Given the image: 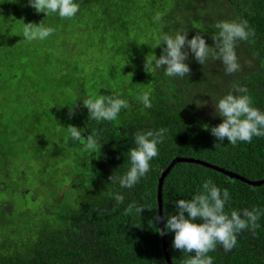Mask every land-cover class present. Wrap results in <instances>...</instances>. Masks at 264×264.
I'll list each match as a JSON object with an SVG mask.
<instances>
[{
    "label": "trees",
    "instance_id": "obj_1",
    "mask_svg": "<svg viewBox=\"0 0 264 264\" xmlns=\"http://www.w3.org/2000/svg\"><path fill=\"white\" fill-rule=\"evenodd\" d=\"M74 2L80 8L72 20H79L95 32L99 24H104L100 38L109 41L105 46L114 49L120 60L132 59L135 70L123 92L99 87L97 93L124 99L129 106L122 108L114 121L90 120L83 100L93 95L92 89H85L90 84L84 76L75 81L79 97L68 114L69 125L79 128L85 138L95 133L100 145L85 150L86 140L68 142L92 166L80 174L83 177L91 173L89 182L83 180L78 204L58 214L53 223L46 222L36 235L26 239L15 236L14 242L0 241V264H167L154 217L159 215V180L173 159L191 157L249 180L264 179V137H253L250 143L238 142L235 146L225 140L215 147L220 142L210 131L223 122L214 115L218 99L228 93L242 95L234 91L235 86L247 88L252 106L264 113V0ZM157 14L159 20L154 19ZM244 20L255 35L236 42L239 71L226 74L221 62L211 57L201 65L190 50L185 63L191 71L183 78L168 77L163 68H155V59L166 47L160 40L162 34L187 32L190 40L199 33L212 47V37L219 32L215 27L218 22ZM147 56L153 61L150 73L144 70ZM142 94L149 96L150 108L139 99ZM161 128L167 131L163 143L158 144V156L150 161V171L131 189L111 183L109 176H123L130 167L129 149L136 146L135 133ZM81 165L87 166L84 162ZM208 179L230 193L225 212L254 207L262 210L259 227L254 232L246 229L239 233L231 252L225 253L217 245L208 254L213 264H264V186H250L197 164L177 163L165 179L163 214L165 208L175 213V202L191 200L203 191L202 185ZM116 194L124 197L122 203L117 204ZM132 203L145 208L140 215L135 210L124 214ZM5 213L0 208V217ZM166 234L173 264H184L189 254L174 249V233Z\"/></svg>",
    "mask_w": 264,
    "mask_h": 264
},
{
    "label": "rangeland",
    "instance_id": "obj_2",
    "mask_svg": "<svg viewBox=\"0 0 264 264\" xmlns=\"http://www.w3.org/2000/svg\"><path fill=\"white\" fill-rule=\"evenodd\" d=\"M43 20L53 34L25 40L24 23ZM103 33L102 23L95 32L79 20L37 13L28 0H0V241L36 235L77 205L89 182L91 173L80 176L92 169L88 159L68 146L75 81L84 76L85 89L99 97V87L123 92L135 70L132 59L105 46Z\"/></svg>",
    "mask_w": 264,
    "mask_h": 264
},
{
    "label": "clouds",
    "instance_id": "obj_3",
    "mask_svg": "<svg viewBox=\"0 0 264 264\" xmlns=\"http://www.w3.org/2000/svg\"><path fill=\"white\" fill-rule=\"evenodd\" d=\"M28 6L37 13L46 14L47 17L50 13H58L61 19L74 18L80 8L74 0H28ZM154 19L159 20V14ZM215 27L219 32L212 37V47L207 45L199 33L190 40L187 32L177 31L174 36L162 34L160 40L166 47H163L159 58L155 59V68H163L168 77L183 78L191 71L185 63L190 50L201 65L211 57L221 62L226 74L239 71L241 66L235 52L236 42L247 41L255 35L254 30L250 29L247 20L221 21ZM53 32L54 29L47 27L43 20L39 24L24 23L22 35L27 41H35L46 39ZM152 69L153 61L147 56L144 70L150 73ZM234 91L242 95L228 93L214 104V115H218L223 121L210 129L211 135L220 142L215 144V147H220L225 140L235 146L238 142L250 143L253 137H264V113L252 106V99L246 94L247 88L235 86ZM139 99L145 108L151 107L147 94H142ZM83 106L88 109L90 120L111 122L117 118L121 109L127 108L129 104L118 97L90 95L83 100ZM67 129L72 139L87 141L85 150H95L100 146L95 133L85 138L76 126L69 125ZM166 131L161 128L158 131L135 133L136 146L129 149L130 167L123 176H109L111 183L118 182L122 188L134 187L150 171V161L158 156V144L163 143ZM202 188L203 191L198 192L191 200H177L175 213H169L165 208L163 216L154 217L156 223L165 222L164 230L160 231L161 235H164L165 231L174 233L173 248L189 254L184 264H213V258L208 254L215 251L217 245L222 246L225 253L231 252L236 247L239 233L246 229L254 232L259 227L257 221L262 214L261 209L254 207L251 210L225 212V205L230 199L228 190H221L211 179L206 180ZM115 200L119 204L123 202L124 197L116 194ZM144 209L132 203L124 214L129 215L135 210L140 215Z\"/></svg>",
    "mask_w": 264,
    "mask_h": 264
},
{
    "label": "water",
    "instance_id": "obj_4",
    "mask_svg": "<svg viewBox=\"0 0 264 264\" xmlns=\"http://www.w3.org/2000/svg\"><path fill=\"white\" fill-rule=\"evenodd\" d=\"M189 163V164H197L200 165L202 167H205L207 169H211L214 170L218 173H222L223 175H226L228 178L230 179H236V180H240L243 183L250 185V186H254V187H261L264 186V179H260L257 181L254 180H249L233 171H228L224 168H221L219 166H216L214 164H211L209 162H206L204 160H200V159H195V158H191V157H176L175 159H173V161L171 162V164L169 165V167L162 173L161 178L159 180V186H158V192H157V199H158V205H159V216H163V191H164V183H165V179L167 178V176L169 175V173L172 171V169L176 166L177 163ZM164 224L165 222H159V229L160 231L164 230ZM162 237V241H163V249L165 252V257H166V261L167 264H173L172 260H171V256H170V249L168 247V242H167V234L165 231L164 235H161Z\"/></svg>",
    "mask_w": 264,
    "mask_h": 264
}]
</instances>
